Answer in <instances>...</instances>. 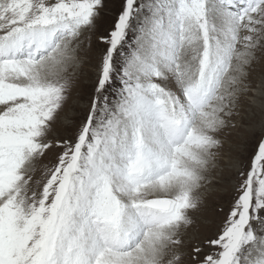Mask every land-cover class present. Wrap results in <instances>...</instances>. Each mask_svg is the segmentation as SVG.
Listing matches in <instances>:
<instances>
[{
	"label": "snow or ice",
	"instance_id": "1",
	"mask_svg": "<svg viewBox=\"0 0 264 264\" xmlns=\"http://www.w3.org/2000/svg\"><path fill=\"white\" fill-rule=\"evenodd\" d=\"M0 264H264V0H0Z\"/></svg>",
	"mask_w": 264,
	"mask_h": 264
}]
</instances>
